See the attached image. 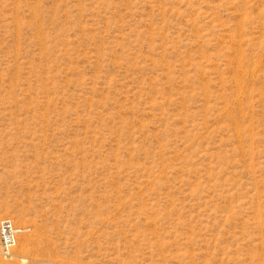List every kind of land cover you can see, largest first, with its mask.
I'll return each mask as SVG.
<instances>
[{"label":"rangeland","instance_id":"obj_1","mask_svg":"<svg viewBox=\"0 0 264 264\" xmlns=\"http://www.w3.org/2000/svg\"><path fill=\"white\" fill-rule=\"evenodd\" d=\"M0 264H264V0H0Z\"/></svg>","mask_w":264,"mask_h":264},{"label":"built area","instance_id":"obj_2","mask_svg":"<svg viewBox=\"0 0 264 264\" xmlns=\"http://www.w3.org/2000/svg\"><path fill=\"white\" fill-rule=\"evenodd\" d=\"M18 233L11 220H3L0 223V245L5 256H9L14 249Z\"/></svg>","mask_w":264,"mask_h":264}]
</instances>
